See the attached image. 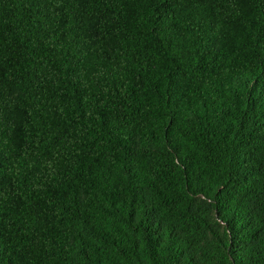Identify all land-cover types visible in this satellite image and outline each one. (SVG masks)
<instances>
[{
	"label": "trees",
	"instance_id": "obj_1",
	"mask_svg": "<svg viewBox=\"0 0 264 264\" xmlns=\"http://www.w3.org/2000/svg\"><path fill=\"white\" fill-rule=\"evenodd\" d=\"M0 264H264V0H0Z\"/></svg>",
	"mask_w": 264,
	"mask_h": 264
}]
</instances>
